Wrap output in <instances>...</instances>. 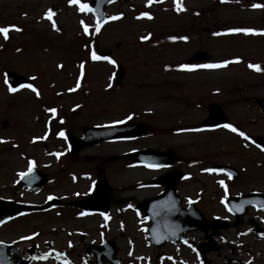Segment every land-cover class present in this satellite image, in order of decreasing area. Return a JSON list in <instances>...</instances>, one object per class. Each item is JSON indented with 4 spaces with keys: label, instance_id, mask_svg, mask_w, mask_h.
<instances>
[{
    "label": "rangeland",
    "instance_id": "rangeland-1",
    "mask_svg": "<svg viewBox=\"0 0 264 264\" xmlns=\"http://www.w3.org/2000/svg\"><path fill=\"white\" fill-rule=\"evenodd\" d=\"M89 2L0 0V28H9L7 38L0 33V197L24 201L28 210L0 228V241L19 246L24 255L28 247L35 248L38 256L57 253L56 260L40 261L37 256L34 264H95L85 254L88 244L111 233L109 237L118 239L122 264H172L165 250L151 249L142 225L124 210L142 200L146 191L137 190L136 184L150 177L143 171H131L135 167L128 168V155L139 148L174 149L189 170L194 169L188 167L190 161H204L195 173L204 167L205 175L187 185L204 190L202 208L207 219L232 218L223 203L229 195L264 192V158L242 145L244 134L264 137V116L255 105V99L264 97V74L249 67L264 68V0H181L179 7L176 0H120L107 9V22L99 30L93 14L81 10ZM84 26L91 27L88 34H80ZM83 35H89V43ZM93 38L95 43L89 47ZM99 50H110L113 63L90 64L87 58L93 53L98 56ZM199 51L210 56L204 64L222 66L183 69ZM118 67L124 70L119 84ZM8 72L29 79L32 88L10 91ZM191 92L197 101L190 99L194 95L189 98ZM191 104L204 109L195 112ZM212 104L226 112L230 127L215 133L210 141L209 135L197 139L185 135L183 115L205 118ZM51 109L61 121L47 120ZM168 113L177 121L167 120ZM119 122L142 124L148 131L139 140L104 142L67 153L66 132L80 136L92 124ZM60 128L63 135L56 134ZM211 164L247 167L239 171V182L233 185L226 177L210 174L206 169ZM31 168L49 179L41 192L17 187ZM82 173L88 175L79 181ZM99 177L113 190L109 205L114 212L109 225L104 224L107 227L94 216H75L73 210L78 209L70 206L74 196L89 194ZM52 195L64 199L60 206L34 211ZM59 211L62 215H55ZM246 227L225 230L219 240L222 251L212 254L211 262L246 261L244 243L251 239ZM82 234L87 236L85 244L79 239ZM195 237L198 242L204 240L201 232ZM232 246L240 251L235 256L229 251ZM258 249L264 254V241ZM263 254L255 264L264 263ZM176 264L198 261L188 251L176 258Z\"/></svg>",
    "mask_w": 264,
    "mask_h": 264
},
{
    "label": "water",
    "instance_id": "water-1",
    "mask_svg": "<svg viewBox=\"0 0 264 264\" xmlns=\"http://www.w3.org/2000/svg\"><path fill=\"white\" fill-rule=\"evenodd\" d=\"M113 1L114 0H93L92 8L98 17L99 23H103L104 21L105 5L110 4ZM207 58H208L207 54L198 53L195 56L194 60L201 61ZM8 84L12 88H17L20 85L27 86L28 81L20 76H17L14 73H10L8 75ZM259 105L264 110V100H259ZM215 120L220 121L224 119L222 115L215 113L213 114V118L210 120V122H213ZM146 130L147 128L141 125H121V126H107L104 128H88L84 130L82 139L79 140L73 136H69L70 137L69 142L71 143V145H73L74 151H78L79 149L83 147L96 144L100 141L130 138L138 134H143L146 132ZM170 156L171 155L168 152L158 153L154 150H149V151H144L141 153L133 154V157H135L136 159L138 158L140 161L147 162V163H150L151 165H156V166L165 165V161L167 159H170ZM35 174H36L35 171H31L28 174H26L22 178L20 185L21 186L27 185L28 187H30L33 184L37 185L38 179H37V175L35 176ZM105 188H106L105 182L101 181L98 184L97 192L93 194L91 199L86 201V204L87 205L96 204L97 196L99 195L100 192H103L107 189ZM251 204L256 205L257 208H264V196L255 194V195H249V196L248 195L242 196V197H239L237 200L236 199L228 200V207L231 210V212L237 216V218L243 216L245 214L246 208ZM24 211H25V208L22 205L15 204L9 201H3L0 199V225L22 214ZM201 219L193 217V216H189L183 223H181L182 225L180 224L168 225L167 227H169L172 231L171 234H168V237L169 236L174 237L170 239L175 240L177 239V236H176L177 233L186 232L188 230H195L198 228H202L207 231L209 228H211L214 231H216L218 229H224L229 226L228 224H224L220 220L214 221L213 223L209 224L206 222L204 218H202V216H201ZM178 226L184 227V228L178 231L175 229ZM163 233L166 235L165 232ZM214 235L215 233L209 236V238L213 239ZM8 251H10L11 253H17L15 249H13V247H8V246L0 244V264H9L8 262H6V255H5ZM116 263L118 262L116 261Z\"/></svg>",
    "mask_w": 264,
    "mask_h": 264
},
{
    "label": "flooded vegetation",
    "instance_id": "flooded-vegetation-1",
    "mask_svg": "<svg viewBox=\"0 0 264 264\" xmlns=\"http://www.w3.org/2000/svg\"><path fill=\"white\" fill-rule=\"evenodd\" d=\"M213 92H214V90H213ZM193 95H194V93L191 92L189 98L192 97ZM196 98H197V96L194 95L190 99L193 101H197ZM189 106L190 107L192 106L191 110H194L195 112L197 110H203L204 109V107L202 105H199V104H191ZM209 107H210V105L208 106V110H211ZM179 111H181V109ZM172 117H170L169 113H168V116H167L168 119L167 118L166 119L170 120L171 123L177 121L176 118L173 119ZM209 117H210V113L208 112L205 118H202V116H201V118H200L201 120L200 119L195 120V116L188 114V113H185L181 119V122H182V125H181L182 128L181 129L186 131L185 135H188V137H195L194 139H197L198 138L197 136L209 135L208 140L210 141L211 139L214 138V134L217 133V131H215L216 129L204 130L202 128V126L205 124V121ZM190 122H191V126L185 125V123L189 124ZM171 123H169V124H171ZM140 138L141 137H139L135 140H139ZM242 145L244 148H249L251 150L256 151V153L260 152V154H262V151L260 150V148L257 147L255 144H253L251 139H249V142H247V143L242 142ZM139 150H144V149H141V148L136 149V151H139ZM169 151H171L173 153V155L175 156V158H170V161L172 159H174L176 161V164L174 166L161 167V168L155 169V168H151L150 166H147L145 164H140L137 162H135V163L131 162L133 165H135L139 168H142L146 175H148L149 172H151L150 175H152V178L148 179V181L144 187L146 190L145 196L142 198L141 201L135 200V202H134V207L136 208V210H138L140 212L139 213L140 221L143 223H147V221L156 218V212L150 210L148 207H141L143 205V203H145V201H147L148 199L156 198L158 196L163 195L165 193L164 191L167 190L168 185H166V183L169 181V177L175 173H178V172L185 174V180L182 182L181 181L178 182V184L176 185V193H177V196L180 200V205L177 208V210L179 212L182 210H186L188 208L189 204H193L194 207L197 208V210L203 212L202 203H203V199H204V197H203L204 190L200 189V188L198 190L193 188V190H192V186L187 185L188 181L193 182V180H191L192 176L190 174L188 175L186 173L187 168L185 167L184 161L180 159L181 155L174 149H169ZM192 161L197 162L198 159H194ZM190 190L195 191V194L191 193ZM249 193H261V191L253 190ZM78 200H80V199L76 200L74 198V199L70 200L72 203V204H70V206L73 208L74 207L76 208L75 202ZM168 202L170 205H175L174 198H172V197H169ZM55 204H58L57 201L55 202ZM63 208L66 209V206H64ZM138 208L146 210V215H145V213H143L142 210H139ZM67 211L69 212V210H67ZM73 212H75V215H81L84 213L83 211H81L79 209L77 210V212H76V210H73ZM254 216H255V218L247 217V218L241 219L239 222V225H238L239 228H241L242 226H247L245 228L246 236L247 237L252 236V239H250L249 241L248 240L245 241V248H244L245 249V255L248 257H253L254 253L259 252L258 246L260 244L258 243V238H255V237H258V235H261V234L263 235V232H264V227L260 223L259 218L256 215H254ZM82 236H80L79 239L82 242V244H85V241H83V240H86V236L85 235H84L85 237H82ZM70 241H72L71 237H70ZM200 243L204 244V240L203 241L201 240ZM256 243L258 245L256 247H254L256 245ZM249 244H251V245H249ZM229 251L231 252V255L235 256L236 252L239 250H237L236 247L233 246L230 248ZM209 256L210 255H208V257ZM249 262H250V264L255 263L254 261H249ZM213 264H216V263L213 262ZM228 264H235V262H234V260H228ZM239 264H243V263L239 262Z\"/></svg>",
    "mask_w": 264,
    "mask_h": 264
},
{
    "label": "snow or ice",
    "instance_id": "snow-or-ice-1",
    "mask_svg": "<svg viewBox=\"0 0 264 264\" xmlns=\"http://www.w3.org/2000/svg\"><path fill=\"white\" fill-rule=\"evenodd\" d=\"M72 2L73 3H76V2H78V0H72ZM152 2V0H149V3H151ZM176 3H177V5H178V7H179V5H180V0H176ZM253 7H259V5H253ZM85 9H87V10H89V11H91V9L90 8H88V5H86V4H82L81 5V10H85ZM51 13H49V16H48V18L49 19H51ZM143 15H147L146 13L145 14H143ZM149 18H151V17H149ZM54 27H55V25H54ZM16 31H19L20 29H18V28H16L15 29ZM97 30H99V26H97ZM9 31V28H0V33H2V34H4L5 35V38H7V32ZM236 31H245V32H247V31H250V30H236ZM84 32H85V34H87V32H88V29H87V27H85L84 28ZM92 58L93 59H100L101 57H99V56H97L95 53H93L92 54ZM110 63H113L112 61H109ZM222 65H218V64H204V65H195V66H193V67H202V68H216V67H221ZM183 69H185V70H192L191 68H189L188 66H181ZM249 67L250 68H253L254 70H257V71H259L260 69H259V66H255V65H249ZM10 91H15V89H12V88H10L9 89ZM33 91H35V89H33ZM51 111H55L54 109L53 110H51ZM225 127H230L229 125H225ZM232 131H236V129H231ZM60 135H63V133H60ZM241 135H243L242 133H241ZM246 139H247V137H245ZM222 183V182H221Z\"/></svg>",
    "mask_w": 264,
    "mask_h": 264
}]
</instances>
